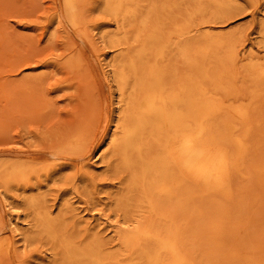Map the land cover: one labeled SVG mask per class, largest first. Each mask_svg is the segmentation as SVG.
<instances>
[{
    "label": "bare ground",
    "instance_id": "obj_1",
    "mask_svg": "<svg viewBox=\"0 0 264 264\" xmlns=\"http://www.w3.org/2000/svg\"><path fill=\"white\" fill-rule=\"evenodd\" d=\"M191 1L104 0V9L121 19L122 29L111 40L119 52L107 61L118 89V112L98 156L106 160L111 153L116 169L126 174L120 205L128 224L118 231L111 251L95 237L67 229L63 216L38 209L35 197L27 198L41 219L39 231L53 242L58 264H264V258L233 246V231L241 226L223 203L234 199L236 177L254 180L264 190V159L249 171L261 133L255 110L264 99V63L242 62L228 38L209 30L186 37L194 13L231 7L228 0ZM62 2L72 23L80 25L81 0ZM159 7L182 9L181 20L175 12L166 35L158 21L149 22ZM135 18L137 29L130 36L125 26ZM177 62L185 66L181 73ZM245 74L251 78L249 92L242 88ZM83 129L68 133L59 148L77 149ZM30 167L6 164L3 192L24 180Z\"/></svg>",
    "mask_w": 264,
    "mask_h": 264
},
{
    "label": "rangeland",
    "instance_id": "obj_2",
    "mask_svg": "<svg viewBox=\"0 0 264 264\" xmlns=\"http://www.w3.org/2000/svg\"><path fill=\"white\" fill-rule=\"evenodd\" d=\"M62 1L0 0V177L8 163L32 166L5 193L0 187V264H58L53 242L39 231L41 219L27 198L35 197L38 209L63 216L67 229L95 237L111 251L117 233L128 224L120 205L126 174L116 169L111 153L106 160L98 156L118 112V89L107 61L119 52L111 40L120 35L122 21L104 9V0H81L82 23L75 25ZM228 1L227 11L194 13L185 36L209 30L228 38L242 62L264 63V0ZM173 10L159 7L149 22L158 21L166 35L175 12L181 20L182 9ZM125 28L134 35L137 18ZM174 53L172 48V63ZM177 68L181 73L185 66L177 62ZM243 80L249 92L251 78L245 74ZM255 111L261 133L255 137L249 171L264 159V99ZM81 126L86 129L80 146L61 150L66 135ZM247 182L251 188L244 192ZM234 188V199L223 202L241 226L233 231V246L264 258V190L244 177H236ZM34 232L39 233L28 238Z\"/></svg>",
    "mask_w": 264,
    "mask_h": 264
}]
</instances>
